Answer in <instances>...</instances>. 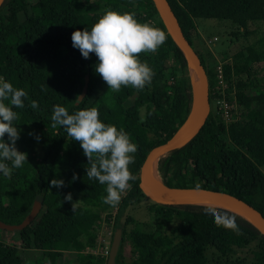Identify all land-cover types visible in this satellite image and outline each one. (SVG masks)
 Returning a JSON list of instances; mask_svg holds the SVG:
<instances>
[{
  "label": "trees",
  "instance_id": "1",
  "mask_svg": "<svg viewBox=\"0 0 264 264\" xmlns=\"http://www.w3.org/2000/svg\"><path fill=\"white\" fill-rule=\"evenodd\" d=\"M167 2L192 47L199 35L198 18L242 24L264 20V0ZM109 9L135 13L140 22L154 25L164 34L155 52L138 54L153 70L151 83L141 90L108 88L95 72V54L85 59L72 47V31L90 28ZM194 50L208 77L210 102L215 67L205 66ZM221 61L225 91H234L240 118L225 124L214 109L210 110L193 138L159 156L158 176L168 186L229 192L264 216V76L257 77L254 68L255 63L264 61V46L242 45ZM85 75L88 83L80 98ZM0 78L28 93L25 107L14 109L19 130L15 144L26 153L27 161L9 177L0 176V220L20 223L33 200L42 197V208L28 225L14 230L0 228L17 233L19 240L10 243L0 237V264H105V258L84 251L96 243L100 213L106 219L110 216L112 206L101 199L106 195L105 185L85 175L87 157L78 141L67 136L61 126H53L52 108L61 105L71 114L95 106L103 122L124 128L137 145L135 162L128 166L136 180L128 182L131 187L120 207L149 199L138 187L140 166L148 151L165 142L191 110L192 83L181 50L151 0H4L0 5ZM30 100L37 101V110L28 106ZM35 140L39 151L33 145ZM53 178L62 179L64 185L51 186ZM67 193H71V201L64 199ZM147 208L154 221L148 230L136 225L127 230L120 224L119 214L114 216L113 229L120 227L122 231L114 264H206L208 248L229 258L237 249L250 245L251 264H264V235L238 213L193 202L150 200ZM208 210L234 217L239 233L218 226L205 215ZM129 222L134 218L127 216L125 224ZM125 241L130 244L129 260L123 255ZM21 252L31 254L22 256Z\"/></svg>",
  "mask_w": 264,
  "mask_h": 264
},
{
  "label": "clouds",
  "instance_id": "2",
  "mask_svg": "<svg viewBox=\"0 0 264 264\" xmlns=\"http://www.w3.org/2000/svg\"><path fill=\"white\" fill-rule=\"evenodd\" d=\"M72 47L79 50L83 58L94 53L95 72L106 82L108 88L119 91L121 86H131L137 90L151 83L153 70L139 57L141 52H155L163 43L164 34L154 25L140 22L135 13L105 10L90 28L76 29L71 33ZM28 93L23 88L0 78V176L9 177L14 169L27 161L26 153L16 147L19 138L18 113L14 109H23ZM80 98L76 99L79 103ZM28 106L38 109L36 100H30ZM53 126L59 125L72 140L78 141L83 154L87 157L85 175L105 185L104 203L115 206L121 200V194L135 181L136 176L129 170L135 162L137 145L130 139L124 128L105 123L99 118L97 107H84L73 113L61 105H54L50 117ZM5 134L7 138L5 139ZM30 135L32 133H29ZM36 135L35 139L39 140ZM76 179L75 174L72 177ZM51 186L60 188L64 181L53 178ZM71 201V193L64 196ZM73 209L75 205L73 203ZM218 226L239 233L234 217L217 214L211 210L205 212Z\"/></svg>",
  "mask_w": 264,
  "mask_h": 264
},
{
  "label": "water",
  "instance_id": "3",
  "mask_svg": "<svg viewBox=\"0 0 264 264\" xmlns=\"http://www.w3.org/2000/svg\"><path fill=\"white\" fill-rule=\"evenodd\" d=\"M4 0H0V5ZM158 17L163 23L167 33L174 40L176 45L181 50L186 63L188 65L190 73V65L193 66L195 76L197 79V91L200 97L198 114L191 121V115L193 114V103H194V87L192 83V104L191 110L184 121V123L163 143L153 146L146 154L140 169H139V180L138 187L143 192L145 196L151 198L158 202L176 203V202H193V203H204L211 204L215 206H220L229 209L235 213L248 219L252 224H254L259 231L264 235V216L252 205L245 202L244 200L238 198L237 196L225 192L210 188L203 187H175L168 186L164 184L160 178L157 182L150 179L149 167L150 165L157 161L159 156L165 152L180 147L187 143L191 138H193L202 125L205 123L208 114L210 112L209 94H208V77L203 64L185 38L181 27L170 8L167 0H151ZM88 83V76L85 75L84 88L79 95L81 98L86 91V86ZM157 171V168H156ZM158 174V172H157ZM42 208V197L37 196L32 203L29 213L24 217V219L18 224H8L0 220V228L5 230L21 229L28 225L39 213ZM122 239V231L120 227L115 228L111 243L109 246V253L106 259V264H114L115 256L118 251L120 241Z\"/></svg>",
  "mask_w": 264,
  "mask_h": 264
},
{
  "label": "rangeland",
  "instance_id": "4",
  "mask_svg": "<svg viewBox=\"0 0 264 264\" xmlns=\"http://www.w3.org/2000/svg\"><path fill=\"white\" fill-rule=\"evenodd\" d=\"M197 31L199 33L198 38L193 41V47L201 55L205 66H213L221 61L222 56H230L242 45H254L257 48L264 46V20H255L248 23L242 24L240 22H232L226 19L217 18H198L196 19ZM216 37L213 43H208L209 39ZM256 70V76H264V61L254 64ZM191 72V71H190ZM210 110L214 109V102L210 100ZM143 112V111H142ZM34 147L40 150L38 141H34ZM264 173V168L262 169ZM129 191L126 189L121 194V199ZM151 198L142 199L139 202H134L121 209L120 201L117 205L112 206L110 209L115 211V215L119 214V221L121 225H124L127 230L138 226L141 229H150L153 226V215L149 212L147 206L150 203ZM127 216L134 218V222L125 224ZM104 213L101 212L98 218V236L97 241H107V236L104 235L106 226L104 224ZM114 228V225L112 226ZM115 229H113L114 232ZM103 235L105 237H103ZM0 237L10 243H18V235L13 231L0 230ZM252 248L253 245L248 247L237 249L229 258L219 257L213 253L211 248L206 251L208 260L206 264H251L252 262ZM86 249H84L85 251ZM22 256L30 255L31 253L21 252ZM130 244L128 241L123 243V255L126 260H129Z\"/></svg>",
  "mask_w": 264,
  "mask_h": 264
},
{
  "label": "built area",
  "instance_id": "5",
  "mask_svg": "<svg viewBox=\"0 0 264 264\" xmlns=\"http://www.w3.org/2000/svg\"><path fill=\"white\" fill-rule=\"evenodd\" d=\"M216 40V37L208 40V43H213ZM215 72V80L216 84L211 89V97L214 102V111L218 114V118H220L225 124H228L232 121H236L240 118L239 116V109L236 105V100L234 96V91L232 90L229 94L226 93L225 88L227 87V83L224 80L223 76V68H222V61H218L214 68ZM208 94H209V86H208ZM228 95L232 97L228 98ZM110 210V216L106 219L104 215V224L106 226L104 235L108 238L107 241L103 242L104 240L97 241L94 246L86 248L85 252L90 254H98L101 257L107 259L109 253V246L111 243V239L113 236V223H114V216L115 211ZM103 235V237H105ZM106 264V263H105Z\"/></svg>",
  "mask_w": 264,
  "mask_h": 264
},
{
  "label": "bare ground",
  "instance_id": "6",
  "mask_svg": "<svg viewBox=\"0 0 264 264\" xmlns=\"http://www.w3.org/2000/svg\"><path fill=\"white\" fill-rule=\"evenodd\" d=\"M190 71H191L190 73H191V78H192L193 87H194V103H193L194 107H193V114L191 115V118L189 119V121L193 120L195 116L198 114L199 101H200V97L197 91V79H196L195 72H194L192 65H190ZM149 176H150V179L154 182H157L159 180V176L156 171L155 162H153L149 167ZM188 207H191V206H188Z\"/></svg>",
  "mask_w": 264,
  "mask_h": 264
}]
</instances>
